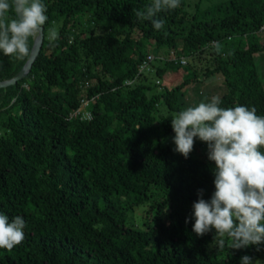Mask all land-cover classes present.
Returning a JSON list of instances; mask_svg holds the SVG:
<instances>
[{
	"label": "trees",
	"instance_id": "1",
	"mask_svg": "<svg viewBox=\"0 0 264 264\" xmlns=\"http://www.w3.org/2000/svg\"><path fill=\"white\" fill-rule=\"evenodd\" d=\"M41 2L48 20L38 53L22 79L0 88V214L26 225L22 243L0 249V264H240L245 255L264 264V243L218 251L214 230L192 231L193 204L215 191V164L200 143L187 158L161 145L174 133L167 115L184 110V87L197 80L186 61L200 56L210 57L203 75L221 78L220 107L264 116L254 59L264 51V0L193 13L180 0L158 14L160 30L135 15L152 0ZM25 60L0 52V81ZM170 60L185 73L163 88L161 63ZM81 99L89 120L70 117Z\"/></svg>",
	"mask_w": 264,
	"mask_h": 264
},
{
	"label": "clouds",
	"instance_id": "2",
	"mask_svg": "<svg viewBox=\"0 0 264 264\" xmlns=\"http://www.w3.org/2000/svg\"><path fill=\"white\" fill-rule=\"evenodd\" d=\"M12 6L15 16L8 19ZM179 6L180 0H152L135 15L160 30L165 21L158 14ZM45 13L41 0H11V4L0 0V52L18 60L29 58V38L42 37L48 20ZM47 39L50 45L58 39L56 28L48 29ZM213 47L218 54L223 48L219 42ZM220 104V97L213 96L210 102L174 113L171 127L176 152L187 158L198 138L207 144L208 159L215 164V191L210 201L198 199L193 204L192 231L199 237L214 230L218 251L239 250L264 243V116L257 115L255 107L222 108ZM198 195L202 196V190ZM25 226L21 216L10 221L0 214V249L11 251L22 243ZM240 264L260 261L245 255Z\"/></svg>",
	"mask_w": 264,
	"mask_h": 264
},
{
	"label": "rangeland",
	"instance_id": "3",
	"mask_svg": "<svg viewBox=\"0 0 264 264\" xmlns=\"http://www.w3.org/2000/svg\"><path fill=\"white\" fill-rule=\"evenodd\" d=\"M184 1V10L187 13H193L194 11H203L205 9L211 8L213 5L218 3H222L226 0H183ZM258 39L260 42L264 43V34H259ZM255 66L258 69L259 76L264 84V51L261 53L254 54ZM161 65L165 68V73L160 80L161 86L163 88H168L171 85L177 84L180 82L185 70L183 68H174L173 61H168L165 64L161 63ZM210 65V57L209 56H200L197 59H190L186 61V67L189 68L190 71L196 73L195 82L189 83L184 87L183 90V109L185 110L188 106H195L200 102H210L213 96H220L224 89H222L221 78L219 75H209L204 76L203 71L206 67ZM199 79V81H198ZM156 80V79H155ZM159 80V79H158ZM154 78H151V82L153 83ZM159 113L165 114L163 108H160ZM168 114V113H166ZM169 118H172L173 113H169L167 115ZM174 136L175 133L168 135L161 143L162 147L165 148H173L174 144ZM202 144L201 149L207 148L208 146L205 142L200 141L198 138H194V144ZM137 212H140L138 210ZM134 219L137 218V214L132 215Z\"/></svg>",
	"mask_w": 264,
	"mask_h": 264
},
{
	"label": "water",
	"instance_id": "4",
	"mask_svg": "<svg viewBox=\"0 0 264 264\" xmlns=\"http://www.w3.org/2000/svg\"><path fill=\"white\" fill-rule=\"evenodd\" d=\"M12 8L14 11V6H12ZM14 14H15V11H14ZM41 40H42V37L35 40V41H33V39H32L31 46H30V50H31L30 57L26 58L25 62L21 66V68L18 70V72L13 77H11L10 79L4 80V81H0V88H4L7 86L14 85L17 81L22 79L28 73L30 65L38 53V50H39V47L41 44Z\"/></svg>",
	"mask_w": 264,
	"mask_h": 264
},
{
	"label": "built area",
	"instance_id": "5",
	"mask_svg": "<svg viewBox=\"0 0 264 264\" xmlns=\"http://www.w3.org/2000/svg\"><path fill=\"white\" fill-rule=\"evenodd\" d=\"M155 59L154 55H147L143 62L139 65L138 71H142L146 69L148 64L152 62ZM159 59V58H157ZM180 66L185 65V59L184 58H179L178 61ZM87 101L86 100H80L78 107L70 114V117H77L79 120H89V113L85 110Z\"/></svg>",
	"mask_w": 264,
	"mask_h": 264
}]
</instances>
